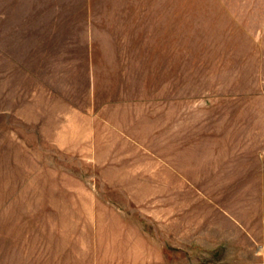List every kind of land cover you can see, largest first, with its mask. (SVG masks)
I'll list each match as a JSON object with an SVG mask.
<instances>
[{
  "label": "rangeland",
  "instance_id": "374dc122",
  "mask_svg": "<svg viewBox=\"0 0 264 264\" xmlns=\"http://www.w3.org/2000/svg\"><path fill=\"white\" fill-rule=\"evenodd\" d=\"M0 264H264V0H0Z\"/></svg>",
  "mask_w": 264,
  "mask_h": 264
}]
</instances>
